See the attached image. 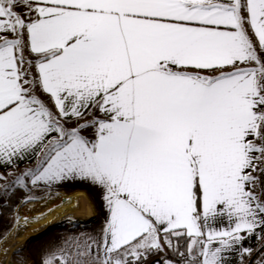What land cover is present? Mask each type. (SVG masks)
<instances>
[{"label": "snow or ice", "instance_id": "obj_1", "mask_svg": "<svg viewBox=\"0 0 264 264\" xmlns=\"http://www.w3.org/2000/svg\"><path fill=\"white\" fill-rule=\"evenodd\" d=\"M76 179L40 264H264V0H0V209Z\"/></svg>", "mask_w": 264, "mask_h": 264}, {"label": "rangeland", "instance_id": "obj_2", "mask_svg": "<svg viewBox=\"0 0 264 264\" xmlns=\"http://www.w3.org/2000/svg\"><path fill=\"white\" fill-rule=\"evenodd\" d=\"M38 193V192H37ZM36 193V194H37ZM39 200L36 203L26 204L19 209V213L23 212L27 215L34 213V207H38L41 202H55L48 196H38ZM47 205V204H45ZM13 213L7 208L0 209V243H3L5 255L0 259V264H40L42 252L52 244L61 240L64 236L70 233H81L89 228L95 220L89 223H69L66 221L60 222L48 229H44L37 235H33L22 245L18 241L19 230L13 231V221L11 219ZM87 227V228H86ZM79 231V232H78ZM150 260L155 259L150 257ZM247 264V261L245 262Z\"/></svg>", "mask_w": 264, "mask_h": 264}, {"label": "bare ground", "instance_id": "obj_3", "mask_svg": "<svg viewBox=\"0 0 264 264\" xmlns=\"http://www.w3.org/2000/svg\"><path fill=\"white\" fill-rule=\"evenodd\" d=\"M72 192L71 194H66V192L62 193V199L59 201L52 203H50V200H48V203L45 201L41 202L38 207L33 208L34 213L32 215L20 212V216L28 217L29 222L26 226L20 227L19 229L14 227L13 229V231L17 232L19 230L20 232L18 235L19 243L22 245V243H25L33 235L35 236L40 231L63 221L84 224L93 221L97 212L88 194L84 191ZM33 217L35 219H32ZM5 240L0 243V259L5 255V249L2 247Z\"/></svg>", "mask_w": 264, "mask_h": 264}, {"label": "crops", "instance_id": "obj_4", "mask_svg": "<svg viewBox=\"0 0 264 264\" xmlns=\"http://www.w3.org/2000/svg\"><path fill=\"white\" fill-rule=\"evenodd\" d=\"M26 166L28 165H25V164L20 165L21 168H24ZM2 183L3 181H0V184ZM75 190L86 192L88 196L90 197L92 203L94 204L96 208V212H97L96 217L94 219L95 220L94 223L91 224L89 228L86 227L87 229H85L83 232L81 231V233H94V232L99 231V229L104 224L107 213H106V209L104 207L103 201H102L100 190L96 186L92 185L90 182L82 181L78 179L68 180L60 184L53 185L50 188L42 189L38 191L36 195L37 196H48L53 200L59 201L62 199L61 197L62 193L66 192V194H71L73 193L72 191L76 192ZM218 223H222V221H218ZM262 244H264V239L258 240L255 237H253L251 240L245 241V246H250L254 250L259 249V247Z\"/></svg>", "mask_w": 264, "mask_h": 264}, {"label": "trees", "instance_id": "obj_5", "mask_svg": "<svg viewBox=\"0 0 264 264\" xmlns=\"http://www.w3.org/2000/svg\"><path fill=\"white\" fill-rule=\"evenodd\" d=\"M260 248V247H259Z\"/></svg>", "mask_w": 264, "mask_h": 264}]
</instances>
